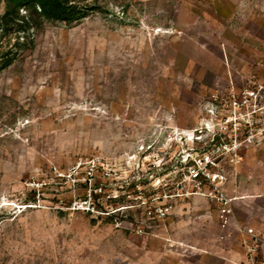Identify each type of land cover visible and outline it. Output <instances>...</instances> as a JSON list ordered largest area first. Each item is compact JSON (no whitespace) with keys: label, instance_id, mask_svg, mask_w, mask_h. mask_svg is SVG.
<instances>
[{"label":"rangeland","instance_id":"374dc122","mask_svg":"<svg viewBox=\"0 0 264 264\" xmlns=\"http://www.w3.org/2000/svg\"><path fill=\"white\" fill-rule=\"evenodd\" d=\"M70 4L0 0V264H240L264 235V0Z\"/></svg>","mask_w":264,"mask_h":264},{"label":"built area","instance_id":"2783aa9c","mask_svg":"<svg viewBox=\"0 0 264 264\" xmlns=\"http://www.w3.org/2000/svg\"><path fill=\"white\" fill-rule=\"evenodd\" d=\"M264 92L263 85H257L256 88L249 92L245 93V99H258L260 97V93ZM244 120V119H243ZM251 119L248 118L246 123H243L238 119V130L241 129V126L250 133L253 129V124H251ZM250 139V137H248ZM217 160L209 155V153H202L198 157L194 158L190 152H187L183 156V164L187 166L188 174L194 179H204L207 175H209V167L215 165ZM216 179L213 180V182ZM224 202V198L220 199ZM78 209L84 208V203L78 205L76 204ZM239 247L242 252L240 264H264V235L261 236L260 233L252 227H248L244 229L241 233V240Z\"/></svg>","mask_w":264,"mask_h":264},{"label":"trees","instance_id":"16d2710c","mask_svg":"<svg viewBox=\"0 0 264 264\" xmlns=\"http://www.w3.org/2000/svg\"><path fill=\"white\" fill-rule=\"evenodd\" d=\"M42 15L63 21L77 20L70 4L74 0H35ZM76 18V19H75Z\"/></svg>","mask_w":264,"mask_h":264}]
</instances>
